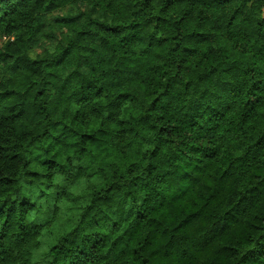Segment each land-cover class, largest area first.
<instances>
[{
    "label": "trees",
    "instance_id": "1",
    "mask_svg": "<svg viewBox=\"0 0 264 264\" xmlns=\"http://www.w3.org/2000/svg\"><path fill=\"white\" fill-rule=\"evenodd\" d=\"M0 264H264V0H0Z\"/></svg>",
    "mask_w": 264,
    "mask_h": 264
},
{
    "label": "rangeland",
    "instance_id": "2",
    "mask_svg": "<svg viewBox=\"0 0 264 264\" xmlns=\"http://www.w3.org/2000/svg\"><path fill=\"white\" fill-rule=\"evenodd\" d=\"M34 50L39 51V50H41V47H39V45H37V46H35ZM81 186H82L81 184H78V185H76L75 189L78 191V190H80Z\"/></svg>",
    "mask_w": 264,
    "mask_h": 264
}]
</instances>
